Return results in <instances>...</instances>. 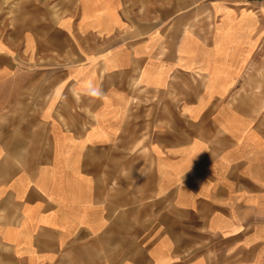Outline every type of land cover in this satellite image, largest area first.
<instances>
[{"label":"crops","instance_id":"1","mask_svg":"<svg viewBox=\"0 0 264 264\" xmlns=\"http://www.w3.org/2000/svg\"><path fill=\"white\" fill-rule=\"evenodd\" d=\"M0 264H264V0H0Z\"/></svg>","mask_w":264,"mask_h":264},{"label":"clouds","instance_id":"2","mask_svg":"<svg viewBox=\"0 0 264 264\" xmlns=\"http://www.w3.org/2000/svg\"><path fill=\"white\" fill-rule=\"evenodd\" d=\"M83 94L94 103L104 97L105 93L101 85L96 84L94 81H88L83 89Z\"/></svg>","mask_w":264,"mask_h":264}]
</instances>
